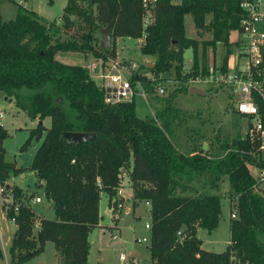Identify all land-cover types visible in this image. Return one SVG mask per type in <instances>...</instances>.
Here are the masks:
<instances>
[{
  "label": "trees",
  "instance_id": "1",
  "mask_svg": "<svg viewBox=\"0 0 264 264\" xmlns=\"http://www.w3.org/2000/svg\"><path fill=\"white\" fill-rule=\"evenodd\" d=\"M141 2L67 0L61 25L17 2L14 18L4 20L0 14V91L29 118L51 120L48 128L41 123L29 130L22 150L32 138L42 140L25 168L5 160L3 141L8 132L0 125L1 196H12L5 213L17 226L8 248L9 264H23L39 255L47 241L54 244L58 264H88V236L100 220V193L106 192L109 200L113 197L124 167L129 169L133 205L140 200L150 203V264H264L263 180L251 171L252 166L264 170L260 141L239 133L225 139L222 152L215 154L210 147L204 150L202 143L182 152L172 141L173 124L184 113L174 105V97L188 90L185 82L190 76L209 73V47L224 45L226 55L219 70L226 71L233 47L229 33L239 27L241 0H156L153 19L145 28ZM186 14L199 36L208 32L211 38L187 36ZM75 26L78 31L60 38ZM107 26L111 47L104 49L97 33ZM125 37L142 38L140 52L154 57L146 71L161 81L159 74L173 68L180 81L163 97L165 104L155 114L148 102L153 87L138 71L130 80L141 81L148 94L143 102L150 112L143 117L136 113L134 99L105 103L103 90L87 67L55 57L59 51H71L106 62L116 58L115 40ZM186 48L192 50L189 72L182 69ZM255 99L264 125V103L258 96ZM64 132L95 133V137L73 142L64 138ZM27 168L35 172L45 199L52 203L54 218L35 212L30 202L34 193L6 183L11 174ZM224 176L231 208L230 237L226 249L215 252L201 247L196 230L218 226L221 195L217 190ZM36 220L39 226L34 229ZM182 224L187 229L177 240Z\"/></svg>",
  "mask_w": 264,
  "mask_h": 264
},
{
  "label": "rangeland",
  "instance_id": "2",
  "mask_svg": "<svg viewBox=\"0 0 264 264\" xmlns=\"http://www.w3.org/2000/svg\"><path fill=\"white\" fill-rule=\"evenodd\" d=\"M14 1L34 10L48 21L57 20V24L61 25L62 21L60 16L67 0H52V3H49V0ZM16 2L5 0L0 3V14L2 19L9 20L15 17L17 12ZM151 14V19H153L154 8L151 11ZM188 19H190L189 21L192 20L191 15H189ZM185 26L187 29L186 34L194 37V32L191 30L188 21H186ZM77 27L78 26H75L69 32L62 34L60 38L65 39L68 35L78 31L79 28ZM97 34L100 40V32ZM202 36L201 38H203ZM205 38L207 40L208 38H211V35L207 34ZM141 41L142 38L131 40L130 43L127 42V40L119 41L117 46L120 47V45H122L123 50L133 49L131 52L133 59L124 58L119 61L124 63V65L129 62L138 63L141 70L145 69L147 64L152 65L154 62L153 56L148 55L147 58L143 60V54H141L140 49L138 48ZM208 50L210 70L213 69L216 71L220 68L223 57L226 55L225 47L222 43H218L214 50H212L211 47H209ZM183 54L185 62L190 63L192 61L191 48H186ZM56 58L63 63L82 66H85L88 62H94L92 55H84L71 51H59L56 53ZM106 63L108 64L107 61ZM191 65L185 67L183 61V71H189ZM122 74L126 75L127 71H123ZM159 78L163 80L161 81L164 83L165 87H167V92L166 94L161 95V97L154 93L151 96H148L149 107L152 108L154 114L157 109L164 106L165 101L163 97L169 96V94L180 86V81L175 78L173 68L168 72L160 73ZM96 82L99 83V80L96 79ZM193 86L201 90V93H190L189 90H187L177 92L174 97V105L179 107L184 113L181 114L178 121L173 124L174 135L172 141L182 152H188L193 145L200 146L202 143V148L204 150L209 146L210 153H221L222 148L220 145L225 139H230L239 133L242 135L246 134L249 120L235 112L232 103V95L226 86L208 85L205 83H194ZM134 101L136 104V113L139 116L143 117L145 113L148 114L150 112L148 106L139 96H135ZM0 110H3L4 112L2 124L8 132V136L3 141L5 160L14 163L18 167H29L42 137L40 139L32 138L23 150L21 149V146L28 138L29 130L39 124V119L36 124L35 122H32V119L22 110L17 109L13 101L5 99V95L1 91ZM43 120L42 125L49 127L51 124L50 118L45 117ZM121 169L125 174V179L126 177L128 178V167ZM126 180L128 182L126 184L131 187L130 179L128 178ZM126 180L123 179V182ZM8 183H16L23 187L25 191H33V195H39L42 192V189L38 185L37 176L28 168L18 175L11 174ZM227 191L228 179L227 176H224L217 190V193L221 195V215L218 226L211 231L203 230V232H201L202 236L205 235L202 237L204 240L211 239V243H206V246H209L216 251L225 248L226 242L230 236L229 223L231 218V208H229ZM1 198L2 196L0 194V213L2 214L4 209L2 210ZM104 202L105 200L103 203ZM36 209L43 212L45 216L47 215L54 218L55 213L53 205L45 198L41 203L36 204ZM106 221L108 220L106 219ZM148 221L149 208L142 202L136 210L135 217H133L132 214L124 216L122 221L124 229L120 238L119 235L117 239H115L116 237L113 238L110 230L106 231L104 229L100 230L93 228L88 236L89 252L87 263L120 264L118 257L119 252L124 251L126 254H129V250H132L135 252L136 259L138 258V262L134 264H148V252L145 246L149 244L150 239L148 235L149 230L144 226ZM35 222L38 221L36 220ZM1 226L3 229V237L6 239L4 229L5 220L1 221ZM140 236H146L148 237V240L140 241ZM51 247L47 246L42 256L35 260H28L25 264H57V254H55V251L53 254V246ZM0 251L2 252L0 264H6V261L9 262V253L7 250L3 251L1 238Z\"/></svg>",
  "mask_w": 264,
  "mask_h": 264
},
{
  "label": "built area",
  "instance_id": "3",
  "mask_svg": "<svg viewBox=\"0 0 264 264\" xmlns=\"http://www.w3.org/2000/svg\"><path fill=\"white\" fill-rule=\"evenodd\" d=\"M143 9V26L144 28L151 22V11L153 10L156 0H142ZM240 6L243 14L239 27L231 30L236 36L231 38L229 35V44L233 50L227 56L226 71L210 70L205 76H190L185 82L186 85L194 83H207L217 86H226L232 95V103L234 110L239 114L246 116L250 120V126L247 134L255 137L260 141L259 149L264 151V125L255 96H258L264 103V0H241ZM230 34V33H229ZM107 62L101 60L99 71L95 77L99 80V87L103 90L104 101L107 104H115L122 101H131L135 96H139L143 101H147V92L145 91L141 81L137 80L134 84L130 80L133 72L138 71L141 75L150 80L153 87V93L161 96L166 94L167 87L153 73L141 70L138 63L129 62L125 64L118 59L108 58ZM90 71V70H89ZM115 71V72H114ZM127 71L126 75L122 72ZM189 72V71H188ZM3 110H0V125L3 118ZM124 172L122 169L118 174L119 182L115 187V193L109 200L107 206L110 219L112 220V235H118L116 221L120 218L125 205L124 192ZM258 178L264 180V170H260ZM132 190V187H130ZM3 188L0 187L2 195ZM133 192V191H132ZM4 211L12 203L11 195L3 197ZM34 203L42 202L40 196L32 198ZM18 204L14 208L17 209ZM13 221V220H12ZM39 226L35 222L34 229ZM145 227L150 229V224L146 223ZM140 241H147L148 238L143 237ZM120 264H134L136 261L132 256L124 252L119 254Z\"/></svg>",
  "mask_w": 264,
  "mask_h": 264
},
{
  "label": "crops",
  "instance_id": "4",
  "mask_svg": "<svg viewBox=\"0 0 264 264\" xmlns=\"http://www.w3.org/2000/svg\"><path fill=\"white\" fill-rule=\"evenodd\" d=\"M173 3H179L181 0H171ZM189 15L190 14H186L185 15V18H184V24L186 25V21H188V24L190 25V28H191V30L194 32V37L196 38H199V39H206L205 38V36H207V34L208 35H210V33H205L202 37L203 38H201V36H199L198 35V32H197V30H196V28L194 27V24H193V21L191 20V21H189L190 19H188L189 18ZM192 18V17H191ZM185 30L187 31V29H186V26H185ZM187 35V34H186ZM230 37L231 38H234L235 36H236V33L235 32H230ZM188 36V35H187ZM189 37H192V36H189ZM209 39V38H208ZM124 40H127V42H129L130 43V41L131 40H137V38H130V37H125V38H117L116 40H115V46H116V59H118V60H122V59H124V58H127V59H133V56H132V51H133V49H124L123 50V47H122V45H120V47H118L117 45L119 44L118 42L119 41H124ZM141 43H142V41H141ZM141 43H140V46H138V48L140 49V47H141ZM131 46V45H130ZM233 48V50H235V48L234 47H232ZM209 49V48H208ZM232 50V51H233ZM208 52H209V50H208ZM78 53H80V52H78ZM184 53V52H183ZM81 54H84V53H81ZM142 54V53H141ZM84 55H87V54H84ZM88 55H92V54H90V53H88ZM93 56V58H94V62L92 61V62H88L84 67H87L89 70H90V76L95 80V82H96V77H95V75H96V73L99 71V65H100V62H101V60H102V58H99V57H95L94 55H92ZM147 56L148 55H144L143 54V60L145 59V58H147ZM56 57V56H55ZM57 59V58H56ZM58 60V59H57ZM226 60H227V58H226ZM60 61V60H59ZM183 61H184V66L185 67H188V66H190L191 64H192V61L190 62V63H186L185 62V60H184V54H183ZM209 61V60H208ZM141 63V62H140ZM191 68V67H190ZM184 70V69H183ZM184 72H188V71H184ZM163 81V80H162ZM97 83V82H96ZM202 84V83H201ZM205 84H207V83H205ZM208 85H211V84H208ZM188 87V89H189V87H194V88H196L195 86H193V85H188L187 86ZM198 89V88H197ZM6 99V98H5ZM11 101H13L14 102V100H11ZM15 104V103H14ZM16 106V105H15ZM151 108V107H150ZM17 109H19L18 107H17ZM152 109V108H151ZM236 112V111H235ZM238 115H240V116H242V117H245V118H247L248 120H249V118L248 117H246V116H243V115H241V114H239L238 112H236ZM37 118L36 119H32V122H35V124L37 123ZM44 120H42V122H43ZM2 122V121H1ZM2 124V123H1ZM2 126H3V124H2ZM250 126V120H249V125H248V127ZM44 127H46V128H48V126H45L44 125ZM209 147V146H208ZM208 149V148H207ZM260 170L261 169H259V168H257L256 166H252V168H251V171H252V174L255 176V177H258V174H259V172H260ZM34 172V171H33ZM34 174H35V172H34ZM36 175V174H35ZM129 178V177H128ZM127 177H126V179H128ZM125 179V177H124V180H126ZM9 182V178H8V180L6 181V183H8ZM126 183H128L127 182V180L126 181H124V192H125V196H126V200H125V205H124V209H123V211H122V213H121V216H120V218L116 221V226H117V229H118V235H119V238L121 237V235H122V232H123V229H124V226H123V224H122V221H123V218H124V216L125 215H129V214H132L133 215V217H135V213H136V210L139 208V206H140V204L143 202V203H145L147 206H148V208L150 207V203L149 202H147V201H145V200H140V201H137L134 205H133V202H134V200H133V192H132V190H131V188H130V186H128ZM8 184H10V183H8ZM13 184H15V185H17V186H19L18 184H16V183H13ZM41 184H43L42 182H41ZM260 186L264 189V180H263V182L260 184ZM25 193H27V194H30V193H34L33 191H25L24 189H23V187H21V186H19ZM41 189H42V192H41V194H39V195H35V196H40L41 198H42V201H43V199L45 198L44 197V194H43V187L41 186L40 187ZM105 200V202L103 203V201ZM31 204H32V206H33V208H34V210H35V212L37 213V214H39V215H42V216H44V217H46V218H50V219H52V217H50V216H45V214H43V212H41V211H38L37 209H36V204H38V203H34L33 201H32V199H31ZM49 202V201H48ZM1 203L3 204V200H2V198H1ZM41 203V202H40ZM49 203H51V202H49ZM108 204H109V197H108V195H107V193L106 192H101L100 193V200H99V214H100V220H99V223H98V225L95 227V229H100V230H110L111 231V235H112V230H113V228H112V224H113V222H112V220L110 219V215H109V213H108V210H107V206H108ZM2 206V210H3V205H1ZM229 208H230V201H229ZM106 219L108 220V221H106ZM220 219V218H219ZM2 220H5V227H4V229H5V233H6V239H4V237H3V229H2V226H1V221ZM148 224H150V210H149V221L147 222ZM146 224V223H145ZM145 224H144V226H145ZM229 225H230V223H229ZM16 224L12 221V220H9L7 217H6V213H5V211L3 210V213L1 214L0 213V238H1V243H2V249H3V251H5V250H7L8 251V248H9V246H10V244H11V239H12V236H13V234H14V232H15V230H16ZM134 228V227H133ZM146 228V227H145ZM148 229V228H147ZM149 230V229H148ZM203 230H206V229H204V228H200V227H198L197 228V230H196V235H197V237L199 238V239H201V247L203 248V249H206V250H210V251H215V252H222V251H224L225 249H226V247H227V245L229 244V239L227 240V242H226V245H225V248L223 249V250H219V251H216V250H213L212 248H210L209 246H206V243L207 244H210L211 243V239H207V240H204L202 237L203 236H205V235H203L202 236V233L201 232H203ZM118 235H116L115 237L112 235V237L113 238H115V239H117L118 238ZM149 238H150V230H149ZM209 235V234H208ZM208 235H206V236H208ZM141 237V236H140ZM143 237H146V236H142L141 238H143ZM230 237V236H229ZM136 238H138V237H136ZM140 238V239H141ZM146 238H148V237H146ZM209 238V237H208ZM88 240H89V237H88ZM50 244V245H49ZM47 246H53V254H54V251H55V254H56V250H55V247H54V244H53V242H51V241H47L46 243H45V245H44V250L39 254V255H37V256H35V257H33V258H31L30 259V261L31 260H35V259H38L40 256H42L43 255V253L45 252V249H46V247ZM146 249H147V252H148V255H147V258H148V260H149V262H148V264H150V253H149V250H148V247H149V244H147L146 246ZM52 248V247H51ZM1 252V251H0ZM121 252H124V251H120L119 252V254L121 253ZM2 253V252H1ZM125 253V252H124ZM129 254H127V255H130V256H132L133 257V259L136 261V262H138V258L136 259V256H135V252L134 251H130L129 250V252H128ZM118 257H119V255H118ZM43 258V257H42ZM26 262H24L23 264H25ZM39 263H41V262H39ZM6 264H9V262H7L6 261ZM57 264H58V262H57Z\"/></svg>",
  "mask_w": 264,
  "mask_h": 264
},
{
  "label": "water",
  "instance_id": "5",
  "mask_svg": "<svg viewBox=\"0 0 264 264\" xmlns=\"http://www.w3.org/2000/svg\"><path fill=\"white\" fill-rule=\"evenodd\" d=\"M101 39L99 46L104 49H108L111 47V39H110V26H107L103 29H101ZM190 93H201V90L189 87ZM42 121L39 120V124H41ZM64 138L71 140L73 142H81V141H88L95 137V133H82V132H64L63 134ZM44 181H42L43 183ZM187 226L186 224H182L181 228L178 230L176 238L177 240L180 239L182 234L186 231Z\"/></svg>",
  "mask_w": 264,
  "mask_h": 264
}]
</instances>
